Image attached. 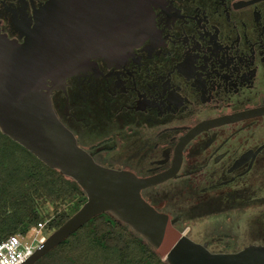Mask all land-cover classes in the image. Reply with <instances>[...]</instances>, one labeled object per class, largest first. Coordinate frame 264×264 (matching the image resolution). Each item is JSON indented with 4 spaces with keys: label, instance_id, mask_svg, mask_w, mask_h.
Instances as JSON below:
<instances>
[{
    "label": "flooded vegetation",
    "instance_id": "flooded-vegetation-1",
    "mask_svg": "<svg viewBox=\"0 0 264 264\" xmlns=\"http://www.w3.org/2000/svg\"><path fill=\"white\" fill-rule=\"evenodd\" d=\"M131 1L142 5L132 30L140 37L124 51L109 47L108 58L82 61L64 89L51 90L57 116L106 166L100 153L114 145L103 133L109 125L128 127L134 150L128 159L149 166L140 176L167 169L178 141L195 125L226 118L186 142L176 176L164 181L184 175L183 163L196 166L193 172L214 166L209 174L221 185L239 182L248 192V182L258 180L252 191L264 203V0ZM109 2L118 0H0V31L23 41L65 4L70 26L82 28L90 48H103ZM80 14L85 21L79 23Z\"/></svg>",
    "mask_w": 264,
    "mask_h": 264
},
{
    "label": "water",
    "instance_id": "water-1",
    "mask_svg": "<svg viewBox=\"0 0 264 264\" xmlns=\"http://www.w3.org/2000/svg\"><path fill=\"white\" fill-rule=\"evenodd\" d=\"M141 6L131 0L105 4L103 48L101 45L90 48L82 28L70 26L65 4L59 5L63 9L55 17L38 21L34 28L28 29L23 41L11 39L0 31V131L49 167L73 178L87 197L20 264H33L103 212L126 224L168 264H264V243H249L235 251H211L206 242L195 241L177 228L172 215L155 207L142 193L145 188L176 176L186 142L198 131L223 123L226 118H213L195 125L178 141L173 162L167 169L140 176L129 169L97 162L77 143L73 132L53 108L51 90L64 89L65 79L79 72L82 61L98 55L108 58L112 54L109 47L119 46L124 51L140 37L132 30L142 14ZM48 10L49 5L45 7ZM76 20L80 23L85 18L80 14Z\"/></svg>",
    "mask_w": 264,
    "mask_h": 264
},
{
    "label": "trees",
    "instance_id": "trees-1",
    "mask_svg": "<svg viewBox=\"0 0 264 264\" xmlns=\"http://www.w3.org/2000/svg\"><path fill=\"white\" fill-rule=\"evenodd\" d=\"M0 184V242L12 234L26 235L31 226L43 220L37 211L38 200L52 205L47 226L56 229L87 199L73 178L49 167L1 131ZM143 196L157 207L144 190ZM171 215L176 225L177 218ZM53 249L58 252V264H168L149 243L108 212L89 219Z\"/></svg>",
    "mask_w": 264,
    "mask_h": 264
},
{
    "label": "rangeland",
    "instance_id": "rangeland-1",
    "mask_svg": "<svg viewBox=\"0 0 264 264\" xmlns=\"http://www.w3.org/2000/svg\"><path fill=\"white\" fill-rule=\"evenodd\" d=\"M102 119L107 120V117L102 116ZM106 132L103 133L104 137H112L114 149L100 153L103 162L144 175L149 166L136 165L135 160L128 159L134 153L129 145L128 127L122 129L109 125ZM185 164L180 169L185 174L178 179H170L144 190V194L148 193L158 204L157 208L173 214L177 218V228L195 241L206 242L211 251H235L249 243L263 242L264 203L252 191L258 187L259 181L251 179L248 192L241 190L239 182L218 186L221 178L214 181L215 175L209 174L214 166L193 172L197 167ZM51 208L50 203L42 204L38 200L37 211L44 217L43 233L46 237L54 230L47 226V214L51 213ZM57 257L58 252L53 249L34 264H58ZM161 259L164 260L162 256ZM63 263L69 264L67 261Z\"/></svg>",
    "mask_w": 264,
    "mask_h": 264
},
{
    "label": "built area",
    "instance_id": "built-area-1",
    "mask_svg": "<svg viewBox=\"0 0 264 264\" xmlns=\"http://www.w3.org/2000/svg\"><path fill=\"white\" fill-rule=\"evenodd\" d=\"M44 222L29 228L26 235L12 234L0 242V264H20L46 239Z\"/></svg>",
    "mask_w": 264,
    "mask_h": 264
}]
</instances>
